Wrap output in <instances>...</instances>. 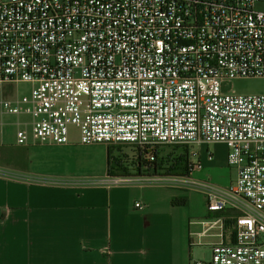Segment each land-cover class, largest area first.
Segmentation results:
<instances>
[{
  "label": "built area",
  "instance_id": "obj_1",
  "mask_svg": "<svg viewBox=\"0 0 264 264\" xmlns=\"http://www.w3.org/2000/svg\"><path fill=\"white\" fill-rule=\"evenodd\" d=\"M238 78H264V0H0V86L32 85L0 99L18 145L75 127L86 145H185L190 173L228 146V187L190 183L219 229L191 264H264V94L228 92Z\"/></svg>",
  "mask_w": 264,
  "mask_h": 264
},
{
  "label": "crops",
  "instance_id": "obj_2",
  "mask_svg": "<svg viewBox=\"0 0 264 264\" xmlns=\"http://www.w3.org/2000/svg\"><path fill=\"white\" fill-rule=\"evenodd\" d=\"M16 147L25 151L23 164L8 159L0 165V264H191L188 244L218 240L208 210L186 229L185 214L172 203L175 189L187 190L185 183L201 178L213 152L212 159L210 151L200 153L203 168L180 177L182 184L168 177L115 183L107 172V146L106 168L94 178L78 173L89 158L71 137L66 144L16 141Z\"/></svg>",
  "mask_w": 264,
  "mask_h": 264
},
{
  "label": "rangeland",
  "instance_id": "obj_3",
  "mask_svg": "<svg viewBox=\"0 0 264 264\" xmlns=\"http://www.w3.org/2000/svg\"><path fill=\"white\" fill-rule=\"evenodd\" d=\"M32 85L26 82L19 83H7L0 86V99L2 97L10 98V97H20L31 92ZM226 90L231 93L236 94H264V78H238L233 79L226 84ZM20 120V117L13 114H7L2 111L0 107V143L8 146H16V131H17V122ZM71 141L77 146L75 150L82 153L89 159H87V163L85 165L81 164L79 166H83L81 169L78 168L76 171L80 175L87 176H100L103 168H106V160L105 155L109 145H105L104 143L93 144V145H85L79 142V132L75 127H71L70 129ZM113 148V155L115 157H119L124 161H127V164L131 162V157L135 154V147L131 145H110ZM1 147V146H0ZM1 149V148H0ZM23 150V149H22ZM201 155H205L208 151L213 152L214 159L211 162L206 163V167L204 168L203 173L201 172V178L198 180L200 182H204L209 180L211 183L220 186V187H228L234 181V168L227 165V152L228 146L225 143H213V144H204L200 149ZM167 151V149L165 150ZM12 160V159H11ZM85 161V162H86ZM16 162L12 160V164ZM7 163V159L5 156L0 153V165H4ZM19 167L22 164L15 163V166ZM71 165V164H70ZM74 167V165L72 164ZM207 167H209L210 172L208 173ZM45 167L41 168L45 171ZM71 170L73 168L71 167ZM116 175L129 178L135 177H143L147 179H151L153 177L157 178H170L174 176H167L165 172H144V176L139 175L133 168H130V175H127L123 172H117ZM114 176V177H117ZM113 177V176H112ZM178 177V176H177ZM192 182V181H191ZM190 182V183H191ZM185 183L188 186L187 190L183 189H175L177 193V197L182 198L186 197L189 202L186 205H178L181 209V213L186 216V229L189 228V221L196 220L197 218H202L207 211V204L204 194L197 189H193L192 184ZM184 184V185H185ZM185 185V186H186ZM227 185V186H226ZM204 218V217H203ZM211 239L204 238L203 241H210ZM188 248V256L192 261L204 260L208 261L212 258V247L210 245H198V246H189Z\"/></svg>",
  "mask_w": 264,
  "mask_h": 264
},
{
  "label": "trees",
  "instance_id": "obj_4",
  "mask_svg": "<svg viewBox=\"0 0 264 264\" xmlns=\"http://www.w3.org/2000/svg\"><path fill=\"white\" fill-rule=\"evenodd\" d=\"M0 153L5 159H12L16 163L23 164L25 151L19 147L1 146ZM108 168L109 176H117V172H123L130 175V168H133L139 175L144 176V172L163 171L167 176H185L190 175L188 165V147L185 145H154L135 147V154L131 157V162L113 155V147L108 146ZM167 149V151H165ZM26 158V157H25ZM11 160V161H12ZM156 174V173H155ZM123 176V175H120ZM173 205H186V197H175L172 200Z\"/></svg>",
  "mask_w": 264,
  "mask_h": 264
}]
</instances>
